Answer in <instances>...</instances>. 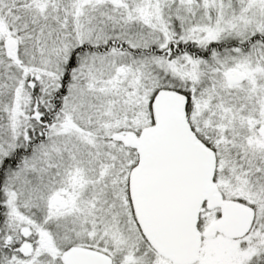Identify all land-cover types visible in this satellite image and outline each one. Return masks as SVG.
Listing matches in <instances>:
<instances>
[{
	"label": "snow or ice",
	"instance_id": "snow-or-ice-1",
	"mask_svg": "<svg viewBox=\"0 0 264 264\" xmlns=\"http://www.w3.org/2000/svg\"><path fill=\"white\" fill-rule=\"evenodd\" d=\"M0 264H264V0H0Z\"/></svg>",
	"mask_w": 264,
	"mask_h": 264
}]
</instances>
